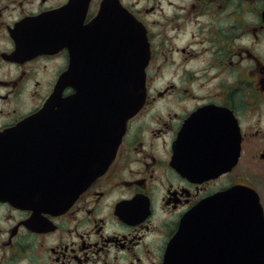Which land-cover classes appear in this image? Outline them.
Listing matches in <instances>:
<instances>
[{"label":"flooded vegetation","instance_id":"obj_1","mask_svg":"<svg viewBox=\"0 0 264 264\" xmlns=\"http://www.w3.org/2000/svg\"><path fill=\"white\" fill-rule=\"evenodd\" d=\"M122 15L145 32L146 97L113 161L71 203L25 190L81 175L63 177L57 161L71 163L87 132L56 128L55 113L32 137L8 135L50 99L73 50L85 86L97 73L111 82ZM12 141L33 147V160L13 161ZM235 187L240 220L213 203L209 224L193 226L194 264L247 260L264 245V0H0V264H168L183 218Z\"/></svg>","mask_w":264,"mask_h":264},{"label":"water","instance_id":"obj_2","mask_svg":"<svg viewBox=\"0 0 264 264\" xmlns=\"http://www.w3.org/2000/svg\"><path fill=\"white\" fill-rule=\"evenodd\" d=\"M101 19H96L94 24L99 26ZM110 41L114 46L119 42L120 65L118 71L113 74L109 84L102 83V75L97 73L95 79L84 85L81 80L80 53L78 48L72 51V68L62 74L57 82L55 92L46 102L43 108L32 117L26 119L19 126L9 133L8 138L16 140L19 137H32L36 122L48 123L55 113V127L58 129H84L87 132V146L82 150L80 147L72 159L69 157L57 161V168L63 171V177L74 176L78 167L82 173L78 179L67 185L61 182L55 183H34L33 181L23 182L26 189L37 188L41 193L52 194L63 193L62 198L55 197L56 201L64 199L65 193H70L69 203L72 202L80 192H82L98 176L103 174L112 162L121 138L125 132L127 121L140 109L145 99V71L146 60L148 59L147 43L143 28L135 21L122 15L118 22L113 24L110 32ZM73 42L78 44L79 38L73 37ZM115 52V50H114ZM124 56L126 60H124ZM125 61V62H124ZM71 86L75 93L68 99L62 98V92ZM56 109L53 111V108ZM71 108V109H70ZM50 116V117H49ZM23 132V133H22ZM13 146L8 147V155L15 156L13 161L28 160L31 162L35 156L33 147L29 149H19L16 141ZM80 146V144H78ZM23 155L24 158H18ZM81 155V156H80ZM23 171V176H35L36 169L32 165L14 166V170ZM20 173L17 174V177ZM8 187H19L16 181H9ZM44 187H46L45 190ZM13 190L14 194L10 192ZM16 189L8 190V197H13ZM48 192V193H46ZM244 191L239 187L229 189L226 192L216 194L202 201L193 211L186 215L181 221L179 236L174 239L169 250L168 264H194L188 258L192 256V249L195 248L194 225H208L210 222V212L213 203L217 204V209L223 206H230L232 209V219L241 218V209ZM50 199H54L51 195ZM46 199L47 201H50ZM71 200V201H70ZM251 197H247L250 201ZM51 202V201H50ZM221 216V215H219ZM218 217V216H217ZM240 223V222H239ZM180 240L181 242H177ZM264 241V238H263ZM264 245L258 248L257 253L250 255L247 260L243 259L232 264H263ZM197 264V263H196Z\"/></svg>","mask_w":264,"mask_h":264}]
</instances>
